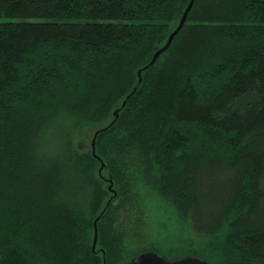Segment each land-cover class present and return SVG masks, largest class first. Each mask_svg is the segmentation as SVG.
Segmentation results:
<instances>
[{
  "label": "trees",
  "instance_id": "obj_1",
  "mask_svg": "<svg viewBox=\"0 0 264 264\" xmlns=\"http://www.w3.org/2000/svg\"><path fill=\"white\" fill-rule=\"evenodd\" d=\"M189 2L0 0V264L171 259L149 241L164 202L214 242L225 227L201 259L264 264V0H193L143 68Z\"/></svg>",
  "mask_w": 264,
  "mask_h": 264
},
{
  "label": "rangeland",
  "instance_id": "obj_2",
  "mask_svg": "<svg viewBox=\"0 0 264 264\" xmlns=\"http://www.w3.org/2000/svg\"><path fill=\"white\" fill-rule=\"evenodd\" d=\"M5 17H0V20H5ZM104 123L99 124H86L85 126L75 129L73 136H74V145L81 151H89L90 150V142L93 136V133L96 129L101 127ZM95 174L98 176V168L99 163L95 164ZM99 168V172H100ZM104 176H106V173L104 171L101 172ZM99 187L98 190H103L106 194L102 196V202H101V208L106 202L107 198L110 196L112 191L109 189L108 181L104 179L98 180ZM108 185V188H107ZM211 189V193L214 194L216 192L213 185ZM217 184H215V187ZM112 187V186H111ZM113 189V188H112ZM113 194V193H112ZM114 195V194H113ZM210 206L205 208V214L202 218H199V224L205 225L207 218L213 215L212 212H210ZM217 212V211H216ZM95 215V213H94ZM92 216V214L90 215ZM89 216V217H90ZM96 218V217H95ZM181 217L174 214V211L171 210L169 205L162 203H158L154 205V209H149V222L151 227L150 229V240L147 237V235L144 234V236L141 239H138V243L144 244L149 243V241H155V244L160 245L161 249H163L166 256L170 257H180L183 253L182 250H185V255H196L197 257L203 256H209L211 260L216 259L217 255L216 253L219 251L220 247H222L223 242L226 241V237L224 235L225 227L223 232L217 231V234L219 235L216 239V242L211 240L209 236L198 234L196 233L195 229L191 226L190 222H188L186 219H180ZM107 221V220H105ZM96 225V224H95ZM94 226V224H93ZM97 229V226H96ZM222 230V229H221ZM93 237H94V227H93ZM99 237L98 231L96 232V242L97 238ZM149 240V241H148ZM93 242V240H92ZM213 243V246H212ZM131 242L128 244L127 248H129V251H131ZM92 246V245H91ZM121 247L124 248V245L121 244L119 246L118 254H121ZM204 248V249H203ZM96 249V253L98 255V258L102 257L104 258L105 248L102 247L99 244L95 243L94 250ZM126 253L125 249L122 251V254ZM118 254H115L117 256ZM183 256V255H182ZM126 260L130 259V255L123 256ZM112 262H115V264H120L121 260L120 257H118V260L113 258ZM124 259V261H125ZM123 261V260H122ZM104 262V261H103ZM102 262V263H103ZM105 264V263H103Z\"/></svg>",
  "mask_w": 264,
  "mask_h": 264
},
{
  "label": "water",
  "instance_id": "obj_3",
  "mask_svg": "<svg viewBox=\"0 0 264 264\" xmlns=\"http://www.w3.org/2000/svg\"><path fill=\"white\" fill-rule=\"evenodd\" d=\"M192 2L193 0H190L187 8L185 9V11L183 12L182 16H181V19L178 23V25L176 26V28L169 34L168 38H167V41L166 43L160 47L159 49H157L152 58L150 59V61L143 67V68H146L148 67L150 64H152L154 62V60L156 59V57L159 55V53L163 50H165L168 45L170 44L173 36L178 32V30L181 28V26L183 25L185 19H186V14L189 10V8L191 7L192 5ZM140 74V69L138 70V75ZM140 79V78H139ZM124 102H122V105H124ZM115 113V117L117 116V110L114 112ZM96 132L94 133V136L91 140V151H92V154L95 155V149H94V139H95V135H96ZM103 162L101 161V167H100V170L101 168L103 167ZM109 181V189L112 191L113 194H115V190L112 189L111 185H112V181L111 179H108ZM99 216H97L94 221H93V224H94V237H93V242H92V250H94V247H95V243H96V232H97V229H96V221L98 219ZM121 264H211L209 263L207 260L205 259H201L197 256H183V257H179V258H175V259H167L163 256H161L160 254H158L157 252L153 251V250H148V251H143L141 253H139L135 258L129 260V261H126V262H123Z\"/></svg>",
  "mask_w": 264,
  "mask_h": 264
}]
</instances>
